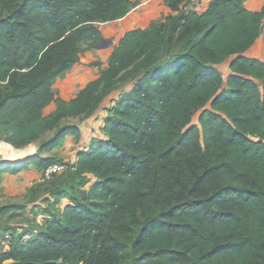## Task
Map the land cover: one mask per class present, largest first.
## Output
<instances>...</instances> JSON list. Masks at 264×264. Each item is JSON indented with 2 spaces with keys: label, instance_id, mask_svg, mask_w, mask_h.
<instances>
[{
  "label": "trees",
  "instance_id": "obj_1",
  "mask_svg": "<svg viewBox=\"0 0 264 264\" xmlns=\"http://www.w3.org/2000/svg\"><path fill=\"white\" fill-rule=\"evenodd\" d=\"M168 4L175 14L125 33L66 101L54 81L131 2L0 0V140L22 148L53 131L33 155L2 160L0 175L65 165L27 191L43 222L0 224L11 234L0 264H264V61L244 55L264 5ZM101 110V136L74 162L44 155L78 131L62 120ZM24 208L0 206V217Z\"/></svg>",
  "mask_w": 264,
  "mask_h": 264
},
{
  "label": "crops",
  "instance_id": "obj_2",
  "mask_svg": "<svg viewBox=\"0 0 264 264\" xmlns=\"http://www.w3.org/2000/svg\"><path fill=\"white\" fill-rule=\"evenodd\" d=\"M129 1L131 2V9L124 17L98 24L101 32V39L97 42L98 46H96V43L94 47L85 50L78 62L56 78L52 85V90L62 99L67 101L75 97L87 82L100 76L101 72L107 67L108 56L125 33L134 29H146L150 26L152 21L163 20L169 14L176 13V11L169 6L168 0ZM209 1L210 0H201L199 5L195 8V11L203 12L207 8ZM263 5L264 0H244V6L251 11L260 10ZM184 10L188 11L185 8ZM244 55L248 58H256L264 61V20L258 38L254 41L252 46L244 52ZM230 60L231 59H227L217 66L224 76L230 72ZM104 103L105 105H109V100L106 99ZM105 115L106 111L101 110L98 115H91L85 118L83 125L78 129L81 133L78 141L71 140V135L65 137L64 145L59 149H73L72 152H74V155L70 163L76 160V155L80 150H85L90 146L93 141L92 139L101 136L99 129ZM98 134L99 137H96ZM7 145L13 148L10 144L7 143ZM6 149L10 150L8 147ZM58 155L60 156V154ZM28 174L31 178H35L38 172L34 168H29ZM12 175L13 174L9 172L2 173L0 175V183H3L4 177Z\"/></svg>",
  "mask_w": 264,
  "mask_h": 264
},
{
  "label": "rangeland",
  "instance_id": "obj_3",
  "mask_svg": "<svg viewBox=\"0 0 264 264\" xmlns=\"http://www.w3.org/2000/svg\"><path fill=\"white\" fill-rule=\"evenodd\" d=\"M109 57V56H108ZM56 93V92H55ZM52 110L48 108L45 112H49ZM85 117L78 116V117H70L62 120L61 125H74L77 129L81 127L84 123ZM99 129V128H98ZM99 133L101 135V131L99 129ZM53 131L47 132L43 134L39 139L31 142L30 144L22 147V148H12L7 145L6 142L0 140V161L2 160H15V159H23L27 156L33 155L37 152L38 146L43 139H46L52 136ZM68 135H71V140L78 141L80 138L81 133L78 131L72 132ZM67 135V136H68ZM99 137V134L98 136ZM10 150H7L6 148ZM73 149H57L54 150L56 152L45 153L44 155H51V154H60L59 157L63 158L65 162H70L74 152ZM29 168H34L37 170L38 175L41 170H38L33 165H30L28 168L13 174L9 177H4L3 183H0V206L6 204H20L23 205L25 208L18 210V213L12 217L8 218L7 215L0 217V224H5L11 227L12 231L21 232L24 229H27L30 226H36L37 223L43 222L45 219L41 214L35 216L32 212V208L35 210L37 209L36 206L32 205L31 203H27V191L32 186L33 183L38 181V175L34 178H31L28 174ZM4 185V186H3ZM5 233H9L8 231L0 232V239Z\"/></svg>",
  "mask_w": 264,
  "mask_h": 264
},
{
  "label": "built area",
  "instance_id": "obj_4",
  "mask_svg": "<svg viewBox=\"0 0 264 264\" xmlns=\"http://www.w3.org/2000/svg\"><path fill=\"white\" fill-rule=\"evenodd\" d=\"M201 0H185V9L189 10H195V8L199 5ZM65 168V165L60 164V163H56V164H52L49 165L45 168H43L39 175H38V181L37 182H44L48 179L51 178V176L54 173H60L63 169ZM36 233V230L33 229L30 232H26L22 235V239L23 240H27L28 238H30L31 236H33V234ZM0 241H2L3 245L7 248L10 245V241H11V234L9 233H5L2 238L0 239Z\"/></svg>",
  "mask_w": 264,
  "mask_h": 264
},
{
  "label": "water",
  "instance_id": "obj_5",
  "mask_svg": "<svg viewBox=\"0 0 264 264\" xmlns=\"http://www.w3.org/2000/svg\"><path fill=\"white\" fill-rule=\"evenodd\" d=\"M96 46H98V43L96 44Z\"/></svg>",
  "mask_w": 264,
  "mask_h": 264
}]
</instances>
